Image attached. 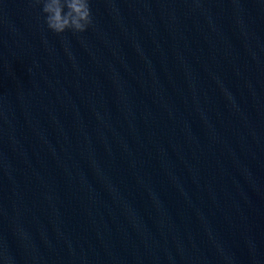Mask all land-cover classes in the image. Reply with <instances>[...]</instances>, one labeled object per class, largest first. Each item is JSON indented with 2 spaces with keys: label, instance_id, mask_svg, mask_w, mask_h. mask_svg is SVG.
<instances>
[{
  "label": "clouds",
  "instance_id": "obj_1",
  "mask_svg": "<svg viewBox=\"0 0 264 264\" xmlns=\"http://www.w3.org/2000/svg\"><path fill=\"white\" fill-rule=\"evenodd\" d=\"M42 5L47 28L53 33H82L92 24L90 0H36Z\"/></svg>",
  "mask_w": 264,
  "mask_h": 264
}]
</instances>
